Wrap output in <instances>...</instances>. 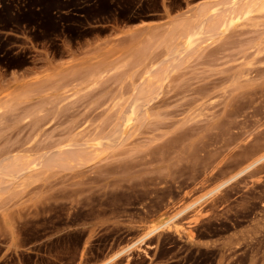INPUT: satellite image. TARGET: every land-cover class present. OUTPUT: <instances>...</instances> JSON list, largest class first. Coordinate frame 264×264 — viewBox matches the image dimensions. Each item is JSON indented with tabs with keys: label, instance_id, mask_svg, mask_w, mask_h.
<instances>
[{
	"label": "rangeland",
	"instance_id": "1",
	"mask_svg": "<svg viewBox=\"0 0 264 264\" xmlns=\"http://www.w3.org/2000/svg\"><path fill=\"white\" fill-rule=\"evenodd\" d=\"M199 1L0 0V264H264V160L205 197L264 155V7L174 60Z\"/></svg>",
	"mask_w": 264,
	"mask_h": 264
},
{
	"label": "bare ground",
	"instance_id": "2",
	"mask_svg": "<svg viewBox=\"0 0 264 264\" xmlns=\"http://www.w3.org/2000/svg\"><path fill=\"white\" fill-rule=\"evenodd\" d=\"M257 1L260 2L261 7L263 8L264 7V0H201L197 3H195L194 6H197V9L195 11V15H194V18L192 21L190 19L181 20V21H176V22H174V24H172L173 32L169 36L174 37L177 34V36L180 35L179 38L182 40V50L178 51L177 49H173L175 52V56H174L175 59L174 60H176L177 57H180L182 54L191 51L195 46H197V44L199 45V43H205L206 41H209L212 37L220 35L224 31H226L229 27H231L237 21H240V20L244 19L245 17L247 18V16H249L253 12V8L255 7V4ZM243 2H245L244 6H242ZM139 25H141V23ZM173 55L170 54V57L172 56V58H173ZM170 60H172V59H170ZM150 73H153V72H150ZM150 75L151 74H149V76ZM135 97H137V96H135ZM139 98H140V96H139ZM133 103L136 104L137 102L135 101ZM139 103H140V101H139ZM137 105H138V103L135 105V108H137V111H138V109L141 106L139 107ZM139 111H140V109H139ZM135 114H137V113H135V110H131V112L128 113V116H126V118H125V115L123 116L125 118L124 119L125 124L123 123L124 127L122 126V128H123L122 132L124 131L125 134L127 133L132 121L134 120ZM138 114L136 116H138ZM198 117H199V115H198ZM120 129H121V126H120ZM116 133H114V134H116ZM86 144H87V142H86ZM54 157H56V156H54ZM54 159H56V158H54ZM62 160L63 159H61V161ZM263 160H264V155L261 156L256 161L249 164L246 168H244L242 171H240L237 175L232 177L226 183H223L222 185H219L218 187L213 189L205 197H207V196H209L215 192H218L226 184H228L232 180L236 179L241 174L247 172L248 170L253 168L256 164H258L259 162H261ZM54 161H56V160H54ZM58 161H59V159H58ZM58 161H56L55 164ZM51 162H53V160ZM3 170H2V172H3ZM5 174H7V173H5ZM182 213H183V211H182ZM172 220H173V218L164 222V223L153 226L152 229H150L148 231V233L141 238L140 241H142L144 238H147V237L155 234L156 232H158L162 228L168 226ZM133 245H135V244H133ZM123 253H124V251L117 254L116 256H114L113 258H111L110 260H108L104 264L111 263L112 261L117 259L119 256H121Z\"/></svg>",
	"mask_w": 264,
	"mask_h": 264
},
{
	"label": "trees",
	"instance_id": "3",
	"mask_svg": "<svg viewBox=\"0 0 264 264\" xmlns=\"http://www.w3.org/2000/svg\"><path fill=\"white\" fill-rule=\"evenodd\" d=\"M171 1H173V0H171ZM47 3L48 2H44V3H41L40 4V6H29V9L27 10V12L28 11H30V12H32V14L37 10V9H39L41 12L40 13H38V16H37V21H35V23L36 24H38V25H42L43 23H44V19H43V13L42 12H46L47 11ZM50 3H48V5H49ZM52 11V10H51ZM55 12V11H54ZM36 13V12H35ZM42 13V14H41ZM37 14V13H36ZM54 18L55 17H52V19L54 20ZM55 21V20H54Z\"/></svg>",
	"mask_w": 264,
	"mask_h": 264
}]
</instances>
